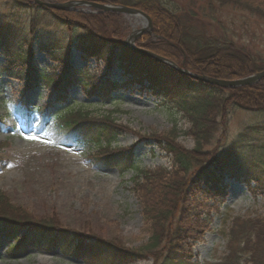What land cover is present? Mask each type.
<instances>
[{"label": "rangeland", "instance_id": "obj_1", "mask_svg": "<svg viewBox=\"0 0 264 264\" xmlns=\"http://www.w3.org/2000/svg\"><path fill=\"white\" fill-rule=\"evenodd\" d=\"M38 1L61 4L77 0ZM249 1L264 7V0ZM164 3L177 13H188L197 32L233 41L264 58V19L249 13L242 6L232 3L220 5L216 2L210 6L202 0H164ZM45 8L56 9L50 6ZM63 10L92 14L112 12L122 15L127 26L121 37L122 42L133 38L135 30L144 26L141 16L101 11L91 6H74L72 9ZM82 36L81 30L64 32L46 13L33 17L30 11L14 6V0H0L1 206L8 213L31 216L35 220L55 219V231L63 232L69 238L81 236L84 243L93 241L94 244L102 246V243H97L100 240L125 249L144 250L150 244L152 232L141 215L140 196L145 193V184L139 180L140 185H136V168H169L171 159L155 139L171 137L186 149L193 147V139L184 133L189 127L186 116L174 107L173 102L188 87L184 81H178L163 73L155 63L148 64L144 61L145 64H142L139 57L129 59L115 55L117 57L105 58L98 44L95 47L100 52L95 53L91 50L90 42L85 41ZM157 38L151 22V28L138 35L133 43L136 47L143 48L137 45L138 42H158ZM160 40L166 42L165 39ZM170 42L172 46L173 42ZM29 45L32 53L29 55L28 52L26 57L28 65L22 64L18 54H24ZM172 48L167 49L166 54L171 53L176 58L183 57L184 63V58L187 59L184 49L177 43ZM143 49L180 68L190 70L162 54ZM62 61L72 71L116 82L118 90L112 93V99L101 100L97 97L88 98L79 85H74L68 92V103L62 105L54 101L56 90L44 86L27 87L26 80L19 77L24 72L31 73L30 66L48 74H61L64 69ZM156 61L177 70L164 61ZM254 73L256 72L251 74ZM195 74L218 79L208 73ZM52 103L55 112L72 106V110L81 109L102 116L109 113L122 133L118 135L115 143L110 147H102L101 150L93 143L85 146H78L76 143L57 145L37 129L39 118L36 112L29 121L16 112L18 105L19 111H24L25 106L27 109L40 108ZM224 120L225 116H220L217 124H214L216 130L212 140L208 145L203 144V150H208L205 160H212L213 166L217 163L223 164L222 173L227 183V195L219 206V212L214 211L212 198L206 200V208L212 210V213L206 217V208L200 212V218L206 221L209 229L195 243L191 255L201 264L218 261L225 255L226 233L233 220L237 219L239 222L242 219H256L264 214V197L258 193L254 195L250 190L255 185V179L264 180V112L231 109L226 124ZM49 123L50 120L45 125ZM206 123L208 125L209 122ZM29 136L37 139L30 140L27 138ZM124 148L132 151L127 153L132 168L120 171L116 166L98 164L96 158L99 154L106 155L104 162H107L110 159L108 155L117 154ZM198 166L193 167L188 181L195 174L194 170L200 169L202 165ZM246 178L250 180L249 185L244 181ZM186 182L183 185L186 191L180 192V196H185V199L178 203V211L175 213L176 221L182 220V223L175 225L174 218L175 232V227L179 229L193 219L196 212L193 206L198 209L205 204L202 193L198 191L193 194L192 186L187 187ZM181 208L183 209L179 212ZM16 232V236L26 235V229ZM10 243L13 241L9 242L4 238L0 241V264H89L72 255L73 253L64 254L58 247L41 249L30 246L24 252L8 255ZM103 254L112 260L113 254L110 257L107 248ZM160 262L161 258L145 252L140 258L127 259L120 264H161Z\"/></svg>", "mask_w": 264, "mask_h": 264}, {"label": "trees", "instance_id": "obj_2", "mask_svg": "<svg viewBox=\"0 0 264 264\" xmlns=\"http://www.w3.org/2000/svg\"><path fill=\"white\" fill-rule=\"evenodd\" d=\"M89 1L115 3L146 12L151 19L158 42L147 40L144 43L138 42L137 45L162 54L176 61L180 66L190 69L193 73H208L218 79L230 80L264 70V58L260 55L253 54L244 46L237 45L233 41L197 32L188 13H177L170 9L164 0ZM202 1L210 6L214 2L220 5L238 4L249 13L264 19V7L260 4L254 5L249 0ZM14 6L30 11L33 17H38L40 13L48 14L64 32L81 30L83 39L90 42L91 50L95 53L100 52L95 47L98 44L100 50H103L101 54L105 58L117 57L115 55L129 59L139 57L142 64L145 62L155 63L163 73L178 81H184L188 88L173 102L174 107H177L186 116L189 127L184 133L193 139L194 145L192 148L186 149L171 137L164 136L155 139L158 146L171 159L169 168L156 167L152 170L136 168L134 177L136 185H140L139 180L145 184V193L140 196L141 215L152 232L150 244L144 250L125 249L108 241L100 240L97 243H102V246L94 244L93 241L84 243V239L78 235L69 238L63 235V232L55 231L53 226L55 219L52 221L35 220L31 216L24 217L13 212L8 213L1 206L3 198L0 194V241L2 238L9 242L13 241L8 244L7 254L24 252L30 246L41 249L58 247L64 254L73 253L72 255L89 264H120L127 259L140 258L145 255V252L155 258H161V264H201L191 255L195 243L200 241L209 229L206 221L200 218V212L207 207V198L213 199V209L215 212H219V206L227 195V183H225L222 173L223 164L217 163L213 166L211 165L214 163L212 160H205L208 150H203V144L208 145L212 140L216 130L214 124H217L220 116H225L224 123L226 124L231 109L264 112V78L254 84L233 88L192 79L170 66L158 63L155 59L126 46L121 37L127 30V26H125L123 16L117 13L92 14L72 10L47 9L31 0H14ZM160 39H165L166 42ZM170 41L173 42L172 46L177 43L184 49L187 55V59L184 58V63H182L183 57L176 58L171 53L166 54L167 49H173L170 46ZM27 42L28 40H26ZM82 47L85 48L84 45ZM94 48L96 50H93ZM28 52L29 55L32 53L30 45L26 47L24 54H18L22 64L28 65L26 61ZM62 63L64 69L61 74L57 72L48 74L30 66L31 73L24 72L19 77L26 80L27 87L44 86L56 90L54 101L62 105L68 103V92L74 85H79L88 98L97 97L101 100L112 98V93L118 90L119 86L116 82L98 79L93 75L87 76L80 71H72L66 62L64 64L62 61ZM53 106V103L40 108L29 107L27 109L25 106L26 110L19 111L20 105H18L16 112L24 116L27 121L36 112L39 118L37 129L45 133L57 145L76 143L78 146H85L93 143L98 150H101L102 147H110L112 143H115L118 135L122 133L118 124L114 123L115 119L109 113L102 116L81 109L72 110L70 109L72 106L55 112ZM48 120L50 123L45 125ZM205 121L209 122L208 125ZM127 153H132V151L124 148L117 154L108 155L110 159L107 158V162H104L106 155L103 154H99L96 160L100 165L116 166L120 171H123L125 168H132ZM198 165H202L201 168L194 170L195 174L188 181L189 175H192L193 167H199ZM199 179L201 180L199 181ZM244 181L249 185V179L246 178ZM254 181L255 185L250 187V190L254 195L258 193L264 197V180L255 179ZM185 182L187 187L192 186L193 194L198 191L202 193L205 204L200 205L198 209L193 206L196 211L193 219L180 226L179 229L175 227L177 229L175 232L173 230L175 222V225L182 223V220L176 221L175 213L178 211V203L185 199V196H180V192L186 191L183 187ZM205 211L206 217L212 213V210L208 208ZM21 229H26V235L16 236V231ZM226 237L225 255L218 261L202 264H264V214L256 219H242L239 222L237 219L233 220ZM106 248L109 250L110 257L113 254L112 260L103 254Z\"/></svg>", "mask_w": 264, "mask_h": 264}, {"label": "water", "instance_id": "obj_3", "mask_svg": "<svg viewBox=\"0 0 264 264\" xmlns=\"http://www.w3.org/2000/svg\"><path fill=\"white\" fill-rule=\"evenodd\" d=\"M37 3L45 5V6H50L56 9H72L74 8V6H91L92 8H97V9H101V11H113V12H120V13H126L132 16H141L145 19H147L148 23L151 24L150 22V18L148 17V15H146L144 12H142L141 10L137 9V8H133V7H127V6H123V5H116V4H102V3H98V2H94V1H89V0H77V1H68L65 3H61V4H48L45 2H41L36 0ZM151 28V27H150ZM142 30H135V34L133 38H129L127 41H123V43L130 47L133 50H137L139 52H143L145 54H147L148 56H151L153 58H155L156 60H161L164 61L165 63L173 66L174 68H176L178 71H180L181 73H184L192 78H197L199 80L211 83V84H215L218 86H223V87H235L238 85H248V84H252L257 82L258 80H260L261 78H264V70H261L259 72H256L254 74H251L249 76H245L243 78H239V79H235V80H221V79H215V78H208L202 75H197L193 72H190L186 69L180 68L178 66H176L174 63L168 61L167 59L165 60L163 57L156 55L148 50H145L143 48H138L134 45V40L135 38L140 35V32Z\"/></svg>", "mask_w": 264, "mask_h": 264}, {"label": "bare ground", "instance_id": "obj_4", "mask_svg": "<svg viewBox=\"0 0 264 264\" xmlns=\"http://www.w3.org/2000/svg\"><path fill=\"white\" fill-rule=\"evenodd\" d=\"M138 18H141V17H138ZM141 20H142V24L144 25L143 27H141V28H139V29H137V30H142L141 32H140V34L143 32V31H145L146 29L148 30V29H150V27H151V24H149L148 23V21H147V19H143V18H141ZM151 23V22H150ZM146 25V26H145ZM112 99V98H111Z\"/></svg>", "mask_w": 264, "mask_h": 264}, {"label": "snow or ice", "instance_id": "obj_5", "mask_svg": "<svg viewBox=\"0 0 264 264\" xmlns=\"http://www.w3.org/2000/svg\"><path fill=\"white\" fill-rule=\"evenodd\" d=\"M28 139H37L36 137H32V136H29V137H27Z\"/></svg>", "mask_w": 264, "mask_h": 264}]
</instances>
